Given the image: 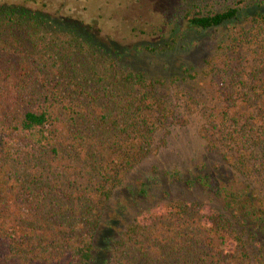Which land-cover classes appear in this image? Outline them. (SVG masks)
I'll list each match as a JSON object with an SVG mask.
<instances>
[{
    "label": "trees",
    "instance_id": "trees-1",
    "mask_svg": "<svg viewBox=\"0 0 264 264\" xmlns=\"http://www.w3.org/2000/svg\"><path fill=\"white\" fill-rule=\"evenodd\" d=\"M29 2L0 3V264H95L116 191L191 117L230 180L142 212L102 264H264V0L188 3L187 28L223 39L170 82Z\"/></svg>",
    "mask_w": 264,
    "mask_h": 264
},
{
    "label": "rangeland",
    "instance_id": "rangeland-1",
    "mask_svg": "<svg viewBox=\"0 0 264 264\" xmlns=\"http://www.w3.org/2000/svg\"><path fill=\"white\" fill-rule=\"evenodd\" d=\"M13 0H0L7 3ZM27 0H19L25 2ZM30 9L52 21L79 25L98 36L134 71L167 82L185 68L200 72L223 39V30L187 28L181 11L194 0H33ZM212 2V1H211ZM181 10V11H180ZM180 11V12H179ZM88 30V31H89ZM186 126L171 127L166 144L135 167L116 191L97 240L95 264H102L105 246L142 212L172 201H211L193 184L198 176L228 182L231 170L209 152L200 138L197 118ZM219 207L218 202L213 201ZM254 264H261L254 261Z\"/></svg>",
    "mask_w": 264,
    "mask_h": 264
}]
</instances>
